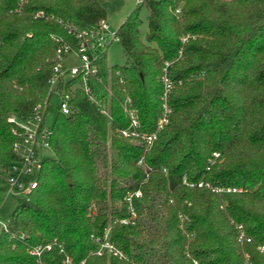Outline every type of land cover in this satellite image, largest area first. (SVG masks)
<instances>
[{"label":"trees","instance_id":"16d2710c","mask_svg":"<svg viewBox=\"0 0 264 264\" xmlns=\"http://www.w3.org/2000/svg\"><path fill=\"white\" fill-rule=\"evenodd\" d=\"M103 2L0 0V204L17 159L7 116L45 101L56 48L75 47L65 23L95 25ZM116 33L124 63L100 54L93 99L81 76L61 81L70 112L56 116L52 156L4 223L0 264H62L64 253L73 264H264V0H144ZM166 61L168 119L146 149L122 130L128 110L137 131L155 130ZM106 230L117 253L98 255ZM47 243L37 260L31 249Z\"/></svg>","mask_w":264,"mask_h":264},{"label":"built area","instance_id":"2783aa9c","mask_svg":"<svg viewBox=\"0 0 264 264\" xmlns=\"http://www.w3.org/2000/svg\"><path fill=\"white\" fill-rule=\"evenodd\" d=\"M144 0H136L137 3H141ZM43 12H36L35 17L43 16ZM65 29L69 35L75 40V47H72L67 42H61L56 48V61L53 65L52 75L50 77V84L48 94L45 101L42 104H38L35 107V111L32 115H15L10 114L7 116V123L11 126V133L14 136L12 142V150L17 155V159L11 161L7 166V192L20 193L23 197H27L31 191L37 186L36 176L42 167V157L40 156V148L50 149V139L52 136V127L46 123V115L49 110L50 101L52 97H56L58 100V111L62 114H68L70 112V100L71 94L63 88H60V83L67 78H74L81 76L83 81L80 85L84 92L89 94L91 99L94 96L91 94L90 84L88 83L89 76H95L98 71L97 60L102 52H105L109 44L113 41H118L117 29H111L110 25L105 19H100L95 25L83 28L73 23H65ZM55 40H58L53 36ZM186 38V37H185ZM184 38V39H185ZM69 54L75 55L79 59V64H68L67 57ZM171 65L169 61L165 62L162 74V82L164 85V92L162 94L163 100V113L158 117L155 130L151 132H139L136 127L138 125L135 113L133 110H128L130 117V127L122 130L124 136H136L143 140L145 148L148 149L152 145L153 141L157 137V132L167 122L169 109L166 105V96L172 88L171 81L167 75V68ZM75 85V84H74ZM73 85V86H74ZM124 110L127 111L126 108ZM104 111V110H103ZM145 172L144 179L147 178L151 167L147 166L140 158L137 162ZM165 171V169H163ZM189 186H193V183H188ZM205 185L210 187L214 191H221V188H213L209 183L200 181L197 186ZM228 190V189H227ZM135 195H140V192H135ZM129 203L128 209L130 214L134 215V211L131 205V194L126 197ZM4 226V223H3ZM105 231L103 240L99 242V247L96 250L98 255H102L104 250L113 251L112 245L107 241V233ZM243 233L239 238H243ZM249 240L248 238H246ZM264 251V246H259ZM51 249V244L36 245L31 249V253L40 259L44 251ZM63 252V249H60ZM116 254V251H113ZM62 264H73L72 258L64 253ZM79 264H84V261H80Z\"/></svg>","mask_w":264,"mask_h":264},{"label":"rangeland","instance_id":"374dc122","mask_svg":"<svg viewBox=\"0 0 264 264\" xmlns=\"http://www.w3.org/2000/svg\"><path fill=\"white\" fill-rule=\"evenodd\" d=\"M103 7L106 10L105 20L110 25L111 29L115 30L134 9L135 3L134 0H104ZM138 14L142 19L140 29L142 34H144L147 27L145 19L147 11L144 7H141L138 11ZM105 56L108 64L110 65L123 64L125 60L122 46L118 41H113L109 44L105 51ZM67 62L68 64H79V59L75 55L69 54L67 57ZM58 114V100L56 97H52L49 110L46 115V123L48 126H53L54 120ZM39 153L43 159L48 156H52V151L48 148H40ZM22 197L23 196L20 193L11 191L6 192L0 204V233L4 228L3 223H5V221L8 219L10 213L16 208Z\"/></svg>","mask_w":264,"mask_h":264},{"label":"crops","instance_id":"0c3cea01","mask_svg":"<svg viewBox=\"0 0 264 264\" xmlns=\"http://www.w3.org/2000/svg\"><path fill=\"white\" fill-rule=\"evenodd\" d=\"M134 3H135V5H136V0H134Z\"/></svg>","mask_w":264,"mask_h":264}]
</instances>
